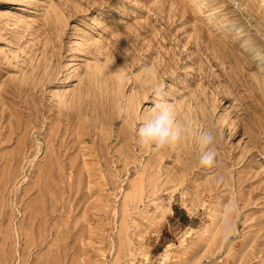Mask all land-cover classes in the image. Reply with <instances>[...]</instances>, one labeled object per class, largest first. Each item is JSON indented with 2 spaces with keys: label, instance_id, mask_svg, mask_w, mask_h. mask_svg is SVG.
Returning a JSON list of instances; mask_svg holds the SVG:
<instances>
[{
  "label": "rangeland",
  "instance_id": "rangeland-1",
  "mask_svg": "<svg viewBox=\"0 0 264 264\" xmlns=\"http://www.w3.org/2000/svg\"><path fill=\"white\" fill-rule=\"evenodd\" d=\"M0 264H264V0H0Z\"/></svg>",
  "mask_w": 264,
  "mask_h": 264
},
{
  "label": "clouds",
  "instance_id": "clouds-1",
  "mask_svg": "<svg viewBox=\"0 0 264 264\" xmlns=\"http://www.w3.org/2000/svg\"><path fill=\"white\" fill-rule=\"evenodd\" d=\"M150 74V69L148 70ZM164 89L156 88L155 96H163ZM186 135L183 126L175 124L172 108L164 103L154 104L152 114L143 120L136 132L137 142L142 148H151L154 151L164 150L175 146L181 142ZM215 136L211 132H203L199 138V143L204 149L201 154L200 164L211 167L216 163ZM228 216L238 215L239 204L233 201L226 209ZM231 231V225L222 234L223 242H227Z\"/></svg>",
  "mask_w": 264,
  "mask_h": 264
},
{
  "label": "bare ground",
  "instance_id": "bare-ground-1",
  "mask_svg": "<svg viewBox=\"0 0 264 264\" xmlns=\"http://www.w3.org/2000/svg\"><path fill=\"white\" fill-rule=\"evenodd\" d=\"M11 1H12V0H11ZM74 35H75V37H73L72 39H76V38H78V37L76 36L77 34H74Z\"/></svg>",
  "mask_w": 264,
  "mask_h": 264
}]
</instances>
